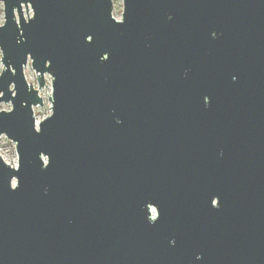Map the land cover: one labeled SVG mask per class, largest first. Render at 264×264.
I'll use <instances>...</instances> for the list:
<instances>
[{
  "label": "water",
  "instance_id": "95a60500",
  "mask_svg": "<svg viewBox=\"0 0 264 264\" xmlns=\"http://www.w3.org/2000/svg\"><path fill=\"white\" fill-rule=\"evenodd\" d=\"M123 1L0 0V264H264V0Z\"/></svg>",
  "mask_w": 264,
  "mask_h": 264
},
{
  "label": "rangeland",
  "instance_id": "374dc122",
  "mask_svg": "<svg viewBox=\"0 0 264 264\" xmlns=\"http://www.w3.org/2000/svg\"><path fill=\"white\" fill-rule=\"evenodd\" d=\"M114 1V9H113V16L117 20H121L123 16L124 11V1L123 0H113ZM29 14V16H28ZM24 15L26 18L32 17L33 11L31 7H29V10L24 7ZM5 21V15H4V4L0 2V24H3ZM2 57V51L0 48V74L2 73L4 69V65L1 62ZM25 75L28 80V82L32 85H34L36 88H38V82H37V75L35 70L32 67L31 60H29V63L27 67L25 68ZM46 82L47 87L41 91V95L44 98V105L41 107L35 108V115L37 118V121L40 122L43 119L47 118L52 114V103L49 99V97L53 94V87H52V77L47 74L46 75ZM12 109L11 103H2L0 104V111L6 110L9 111ZM0 146L4 147V150L9 153L11 159L15 160L18 158L16 153L15 144L11 141L2 139L0 140Z\"/></svg>",
  "mask_w": 264,
  "mask_h": 264
},
{
  "label": "built area",
  "instance_id": "2783aa9c",
  "mask_svg": "<svg viewBox=\"0 0 264 264\" xmlns=\"http://www.w3.org/2000/svg\"><path fill=\"white\" fill-rule=\"evenodd\" d=\"M2 139H5V140H8V141H11V140H9L6 136H1L0 137V140H2ZM12 142V141H11ZM14 143V142H13ZM15 144V143H14ZM15 148H16V144H15ZM16 153H17V151H16ZM0 155H1V157L4 159V161L8 164V165H10V166H12V167H14V168H17L18 166H19V156H18V154H17V159H16V161L15 160H13V159H11V157H10V155H9V153H7V151L6 150H4V147L3 146H0Z\"/></svg>",
  "mask_w": 264,
  "mask_h": 264
},
{
  "label": "bare ground",
  "instance_id": "6f19581e",
  "mask_svg": "<svg viewBox=\"0 0 264 264\" xmlns=\"http://www.w3.org/2000/svg\"><path fill=\"white\" fill-rule=\"evenodd\" d=\"M40 122L37 121V125L39 124Z\"/></svg>",
  "mask_w": 264,
  "mask_h": 264
},
{
  "label": "flooded vegetation",
  "instance_id": "af4514ba",
  "mask_svg": "<svg viewBox=\"0 0 264 264\" xmlns=\"http://www.w3.org/2000/svg\"><path fill=\"white\" fill-rule=\"evenodd\" d=\"M215 35V34H214Z\"/></svg>",
  "mask_w": 264,
  "mask_h": 264
}]
</instances>
